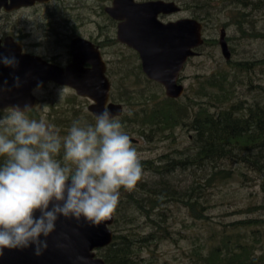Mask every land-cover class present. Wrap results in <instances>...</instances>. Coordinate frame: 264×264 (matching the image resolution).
<instances>
[{"label": "trees", "instance_id": "16d2710c", "mask_svg": "<svg viewBox=\"0 0 264 264\" xmlns=\"http://www.w3.org/2000/svg\"><path fill=\"white\" fill-rule=\"evenodd\" d=\"M168 1L176 2L184 10L191 11L193 18L202 22L204 28L208 21H213L217 17L210 12L202 13L203 10L211 7L212 0ZM259 1L263 3L264 0ZM240 3L239 5L245 8L252 4L250 0ZM237 26L242 33H245V27L242 26L241 21H237ZM256 36L264 38V33L256 32ZM229 64L235 71L232 78H236V73L250 77L261 67L259 65L264 64V59L257 62L245 61L233 64L229 62ZM120 73L122 76L120 88L112 92L111 98L115 103L129 107L132 111L131 114L125 115L124 112L121 117H118L123 123L130 124L125 127H132L135 134L145 138L151 144L157 141V137L173 133L176 128L185 127L187 131L193 132L192 157L182 152L180 155L183 158L165 154L157 162L140 161L142 169L152 171L158 179L152 183L138 182L131 190H120L112 226L114 240L111 245L98 251V255L106 261V264H158L159 260L144 257V252L152 247H160L162 241L175 242L173 225L170 221L173 217L171 207L183 205L189 207L192 212L198 213L199 208L205 211L206 207L201 205V199L206 195L205 189H213L218 183L229 180L233 176L244 175L239 168L231 169L226 164L231 162L229 163L231 166L236 165L242 167V170L253 171L264 182V94L256 95L253 99L236 98L230 77L224 72H217L207 77L200 85V92H204L203 96H194L192 100L189 97L190 104L185 105L181 103V98L169 99L166 93L163 94L158 90L139 92L127 90L123 94L121 88H125V83H129L133 77L136 81L132 89H137L136 87L141 85L140 76H144L150 84L164 87L149 80L143 73L141 64L131 69L121 68ZM231 85L232 87H229ZM118 89L120 95H117ZM81 112L83 111L72 113L62 111L60 114L48 117L50 128L60 136L61 142L68 134L73 121L82 122L84 119L88 123L95 124L96 118L90 112ZM0 114L9 115L7 111H0ZM27 115L31 119L41 120L36 109ZM132 143L134 146L137 144ZM62 154L61 151L56 158L63 161ZM3 163L4 159L0 158V165ZM205 164L209 165L206 172L209 177L207 188L199 184L181 191L173 182L166 180L178 170L194 168L195 171L199 169L203 172L205 167H208ZM257 210H264V204L255 209H248L247 212ZM204 215L202 213L201 216L207 219ZM232 225L236 227L234 231L239 232L228 234V231H224L219 244H209L210 247L206 252L204 249L196 251L202 263L264 264V252L261 254L257 252L251 238L253 237L258 243L264 240V231L254 230L255 225L264 228V217L244 220ZM241 230L244 232L240 233Z\"/></svg>", "mask_w": 264, "mask_h": 264}, {"label": "rangeland", "instance_id": "374dc122", "mask_svg": "<svg viewBox=\"0 0 264 264\" xmlns=\"http://www.w3.org/2000/svg\"><path fill=\"white\" fill-rule=\"evenodd\" d=\"M107 1L110 0H81L76 10H70L65 14H56L54 25L57 29L63 30L65 26L75 23L78 25L77 29L84 35L93 34L97 36L100 29L95 23L109 24L108 19L104 18V15H101L100 12V6L106 4ZM242 1L244 0H212L211 7L202 11L203 14L210 12L217 17L213 21H208V24L205 25L203 31L206 39L205 43L198 49L199 55L188 61L181 75V83L186 88V96L181 98L182 104L189 105L194 96H203L204 92H200V85L207 77L217 72H224L230 77L236 98L253 99L256 95L264 94V64L259 65L261 67L250 77L236 73V78H232L235 71L229 62L232 64L245 61L257 62V60L262 61L264 59V38H257L256 36V32L264 33V1L260 3L259 0H250L252 4H249L247 8L239 5ZM84 5L88 7H84ZM43 15L23 13L19 15V18L23 22L22 25L27 26L28 31L31 32L30 41L34 47V52L47 58L55 57L58 64L65 65L69 59L66 45L69 42L63 40L60 43L54 34L48 37L44 36L46 27L44 26ZM185 18H193V15L191 11L182 8V12L171 16L170 20L177 21ZM30 21L31 23H29ZM163 21L166 22V20ZM237 21H241L242 26L245 27V33L240 31ZM26 22L27 25H25ZM224 25H227V27H224ZM223 27L226 28V40L231 51L230 60L225 59L219 45L220 32ZM113 35H115L114 31L112 32ZM63 37V35H59V39ZM102 46L106 48L105 59L110 62L112 92H115L122 81L120 69L137 67L141 64V61L134 50L121 44L117 45L115 41L112 44L108 41L104 42ZM140 79L141 85L136 87L137 89H132L133 83L136 81L133 77L129 83L124 84L125 88H121V93L125 94L127 90L138 92L158 90L165 94L164 88L148 83L144 76H140ZM229 87H232V85ZM63 88V86L50 83L34 92L40 101L36 112L49 127L51 126L47 119L50 115L60 114L62 111L72 113L82 110L83 112H89L88 108L92 103L90 100L78 96L74 90L68 87L62 92ZM117 93V95H120L119 89ZM189 97L190 100H188ZM113 102L115 101L113 100ZM125 107V115L131 114L130 108ZM4 111L9 113L8 110ZM2 117L5 116L0 114V118ZM117 120L130 139L138 141L135 146L133 143L132 145L136 148L140 161L157 162L165 154L175 158H183L180 155L182 152L186 156H193V132L187 131L185 127L176 128L173 133L161 135L156 138L157 141L151 144L145 138L135 134L132 127H125V125H130L129 123H123L121 118H117ZM81 123L92 124L84 119ZM61 162L63 163V161ZM229 163L226 164L227 167L235 170L239 168L244 175L233 176L229 180L218 183L213 189L206 186L209 178L206 174L209 168L208 164H205L208 167H205L206 169L203 172L199 169L195 171L194 168H192L193 170L190 168V170L185 171L178 170L174 175L166 178L167 181L170 180L179 187L181 191L199 184L206 187V195L201 199V205H204L206 210L201 211L199 208V212L196 213L183 205L171 207L173 217L170 221L173 225L175 242L173 240L162 241L160 247H152L144 252V257L159 260L158 264H203L202 259L197 256L199 255L196 252L197 250L203 251L204 249L206 252L210 247L209 244H219L224 231H228V234L239 232L234 231L236 227L232 224L264 217V210L247 212L248 209H255L264 204L263 180L253 171L242 170V167L231 166ZM157 179L158 176L156 177L152 171L143 170L139 182L152 183ZM208 206L210 207L208 208ZM202 213L207 216V219L201 216ZM256 229L264 231V228L262 229L260 225H255L254 230ZM243 232L244 230L240 231V233ZM251 238L253 245H256L257 252L260 254L264 252V240L258 243L253 237ZM249 241L252 242L251 239Z\"/></svg>", "mask_w": 264, "mask_h": 264}, {"label": "clouds", "instance_id": "9594fccd", "mask_svg": "<svg viewBox=\"0 0 264 264\" xmlns=\"http://www.w3.org/2000/svg\"><path fill=\"white\" fill-rule=\"evenodd\" d=\"M0 62L16 63L9 57ZM8 111L0 118V256L29 247L43 255L60 217L97 226L115 211L120 190L140 181L138 152L107 109L94 125L73 121L63 142L43 120L28 118L30 105ZM61 151L63 163L56 158ZM76 261L88 264L83 256Z\"/></svg>", "mask_w": 264, "mask_h": 264}, {"label": "water", "instance_id": "95a60500", "mask_svg": "<svg viewBox=\"0 0 264 264\" xmlns=\"http://www.w3.org/2000/svg\"><path fill=\"white\" fill-rule=\"evenodd\" d=\"M181 10L176 2L164 0L144 3L114 0L113 6L106 10L120 22L118 41L138 53L143 73L149 80L162 85L169 99L184 96L186 88L181 83V75L188 61L198 55L197 50L205 43L202 22L185 18L165 23L160 19V15H174ZM226 35V30L222 29L219 44L225 59L230 60ZM70 48L72 62L63 68L41 57L23 54L18 43L0 47V58L9 57L16 61L13 66L0 62V89L3 90L0 91V111L25 104L35 110L40 105L35 90L54 83L67 86L78 96L90 100L88 111L95 118L105 109L114 118L121 117L125 109L122 104L110 100L112 86L99 48L81 38L74 39ZM131 142L138 141L131 139ZM114 220V212L97 226L83 222L77 224L60 217L56 231L48 237L49 247L43 255H34L32 247L4 249L0 264H78L77 256L86 257L88 264H106L98 251L112 244Z\"/></svg>", "mask_w": 264, "mask_h": 264}, {"label": "flooded vegetation", "instance_id": "af4514ba", "mask_svg": "<svg viewBox=\"0 0 264 264\" xmlns=\"http://www.w3.org/2000/svg\"><path fill=\"white\" fill-rule=\"evenodd\" d=\"M80 1L81 0H0V47L5 48L7 47V44H11V43L17 44L18 43L22 47L23 54L38 56L50 63L56 64L58 66L65 68L72 62V59H73L71 50H70L72 41L76 38L87 40L89 42H92L97 48H99L103 56V59L107 64L106 75L109 78L112 89H113V84H112V80L110 76V74L112 73L110 69L111 66H110V62L105 59L106 58V48H104L102 44L107 41L112 44L115 41L117 45L121 44V45L128 47L127 45L120 43L117 39L118 26L120 22L118 20L113 19L106 11L107 8H110L113 6L114 0L107 1L106 4L100 6L101 15H104V18L106 17L108 19L107 21H109V24L95 23L99 26V29H100V32L97 33V36H94L93 34H89L88 36L84 35L82 32H80L77 29L78 25L75 23L65 26V29L63 30L57 29L54 25V23H56L54 20V17L56 14L57 15L65 14L66 12H69L70 10H76L80 4ZM135 1L139 3H144V2L157 1V0H135ZM164 1H168V0H164ZM84 7H88V6L84 5ZM23 13H34L35 15L44 14L43 21H45L44 26L46 27L44 36L48 37L54 34L60 43L63 40L64 42L66 40L69 42L66 44L68 47V52H69V59L65 65L58 64L56 61L57 59L55 57L47 58L43 55H40L34 52V47L30 41L31 32L28 31L27 26L25 27L22 25L23 22H21L19 18V15ZM174 15H160V19L162 21L166 20L165 23H168V22H171L170 17ZM29 23H31V21ZM25 25H27V22L25 23ZM203 29H204V26H203ZM222 29L226 30V28L224 27ZM113 31L115 32V35L112 36ZM59 35H63L64 37L59 39ZM136 55L140 59V56L138 55L137 52H136ZM198 55H199V52H198ZM86 67H88V65ZM141 67H142V63H141ZM112 89H111V94H112ZM110 100L111 102H113L111 97H110Z\"/></svg>", "mask_w": 264, "mask_h": 264}]
</instances>
